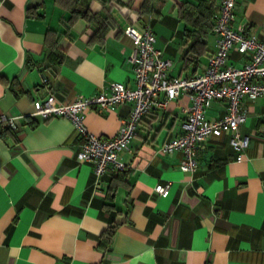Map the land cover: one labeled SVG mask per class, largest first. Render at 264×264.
Returning <instances> with one entry per match:
<instances>
[{"label":"crops","instance_id":"crops-1","mask_svg":"<svg viewBox=\"0 0 264 264\" xmlns=\"http://www.w3.org/2000/svg\"><path fill=\"white\" fill-rule=\"evenodd\" d=\"M186 1L204 0H90L92 12L110 17L98 40L95 23L69 21L66 0H0V114L23 115L17 128L0 127V264H264V98L243 100L240 131L250 142L241 159L228 134L210 135L198 146L197 168L187 171L181 150H157L183 130L191 99L181 92L142 117L130 149L120 152L125 169L106 173L98 188L92 163L77 158L83 138L73 121L30 114L50 92L70 102L112 81L134 87L128 24L142 29L151 19L171 74L205 69L217 35L198 39L194 16L179 13ZM205 1L214 3V21L220 0ZM234 25L264 40V0H237ZM248 58L233 50L228 62ZM132 107H94L85 124L112 137ZM227 109L215 99L206 116ZM167 181L162 196L155 186ZM112 220L118 229L105 251L100 235Z\"/></svg>","mask_w":264,"mask_h":264},{"label":"built area","instance_id":"built-area-1","mask_svg":"<svg viewBox=\"0 0 264 264\" xmlns=\"http://www.w3.org/2000/svg\"><path fill=\"white\" fill-rule=\"evenodd\" d=\"M236 1L220 0L213 27L217 35V49L209 57L205 69L189 76L171 74L172 60L156 46L157 38L151 19L142 29L128 24L124 31L133 41L129 59L133 63L134 87L122 81H112L99 92L89 96L79 94L70 102L59 101L50 92L34 100V110L30 114L42 119L63 116L73 121L83 138L77 158L92 163L94 188L103 184L106 173L125 169L120 152L130 149V142L142 117L167 107L181 92H187L191 99V104L184 108L183 130L165 141L157 149L158 152L170 154L181 150V167L194 171L198 166L199 144L210 135L226 133L239 151L237 158L241 159L250 142L249 136L240 131L241 124L247 118L243 100L264 98V40L235 27ZM233 50L248 56V61L241 66L229 63ZM43 80L49 83L50 77L45 75ZM215 99L227 102V112L220 117L208 118L207 108ZM127 101H132L133 107L114 136L103 137L87 128L85 114L89 109H114ZM22 116L0 114V122L7 121L17 128V119ZM170 187L169 181L160 182L155 190L166 196Z\"/></svg>","mask_w":264,"mask_h":264},{"label":"trees","instance_id":"trees-1","mask_svg":"<svg viewBox=\"0 0 264 264\" xmlns=\"http://www.w3.org/2000/svg\"><path fill=\"white\" fill-rule=\"evenodd\" d=\"M89 1L90 0H66L71 13L69 21L74 23V21L78 18H85L89 22L95 23L96 27L93 36L100 40L103 39L106 35V28L110 24V17L109 14L103 16L100 13L92 12L90 9ZM213 5L214 3H210L209 1L206 2L204 0L200 3L186 1L180 6L179 13L183 17L192 18L194 16V19H196V21L199 23L200 29L197 30V37L200 41H203L207 33L210 30H213V17L215 13V7ZM17 90H22V87H19V89ZM0 127L1 129L5 127L15 129L7 121H1ZM111 186L110 188H112ZM117 229L118 223L115 220H112L108 227L103 230L99 240V246L103 250L106 251L110 247Z\"/></svg>","mask_w":264,"mask_h":264},{"label":"water","instance_id":"water-1","mask_svg":"<svg viewBox=\"0 0 264 264\" xmlns=\"http://www.w3.org/2000/svg\"><path fill=\"white\" fill-rule=\"evenodd\" d=\"M43 75V77L45 76V74H42Z\"/></svg>","mask_w":264,"mask_h":264}]
</instances>
